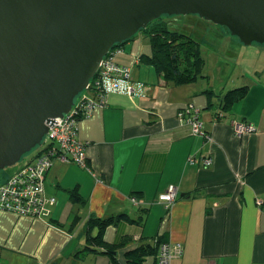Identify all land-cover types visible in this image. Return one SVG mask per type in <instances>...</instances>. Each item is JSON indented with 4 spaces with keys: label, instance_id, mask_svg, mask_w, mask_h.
I'll list each match as a JSON object with an SVG mask.
<instances>
[{
    "label": "crops",
    "instance_id": "1",
    "mask_svg": "<svg viewBox=\"0 0 264 264\" xmlns=\"http://www.w3.org/2000/svg\"><path fill=\"white\" fill-rule=\"evenodd\" d=\"M145 38L136 36L115 58L132 70L133 82L143 85L138 94H113L106 108L79 123L88 169L54 161L45 190L57 203L44 218L0 211V259L6 256L9 264H115L106 253L80 255L88 244L90 218L115 217L118 224L105 231L104 240L131 242L118 252L119 264H129L126 254L144 239L157 237L182 244L183 254L172 264H264V82L232 81L236 70L231 73L232 64L222 59L215 64H222L217 72L210 66L206 70V63L207 78L168 84L141 61L153 53ZM245 84L253 93L221 111L222 117L216 115L223 96ZM188 105L200 110L207 136H194L178 120ZM237 123L252 125L255 132L239 136ZM204 159H212V165L204 166ZM171 186L178 198L166 213L158 198ZM76 188L83 204L70 198ZM132 198L143 203L141 209ZM144 264H157V259L148 257Z\"/></svg>",
    "mask_w": 264,
    "mask_h": 264
},
{
    "label": "water",
    "instance_id": "2",
    "mask_svg": "<svg viewBox=\"0 0 264 264\" xmlns=\"http://www.w3.org/2000/svg\"><path fill=\"white\" fill-rule=\"evenodd\" d=\"M192 15L264 45V0H0V172L41 146L114 48Z\"/></svg>",
    "mask_w": 264,
    "mask_h": 264
},
{
    "label": "built area",
    "instance_id": "3",
    "mask_svg": "<svg viewBox=\"0 0 264 264\" xmlns=\"http://www.w3.org/2000/svg\"><path fill=\"white\" fill-rule=\"evenodd\" d=\"M122 52V49H115L103 59L97 76L76 98L70 113L56 119L57 124L53 128L48 126L49 132L37 152L0 184V211L18 217L44 218L57 203L56 198L47 196L45 190L46 176L54 161L73 163L88 169L87 146L79 140L80 121L90 118L96 110L106 108L111 95L133 97L143 86L133 82L129 67L116 62V56ZM200 113L193 105H188L178 112L177 118L191 129L194 136H207ZM234 129L239 136L255 132L254 126L244 123L235 124ZM203 163L206 167L210 166L212 159H204ZM195 164L196 160H191V165ZM177 198V189L171 186L166 194L158 198V202L170 209ZM132 202L136 206L143 205L136 198H132ZM182 254V244H162L157 264H172Z\"/></svg>",
    "mask_w": 264,
    "mask_h": 264
},
{
    "label": "trees",
    "instance_id": "4",
    "mask_svg": "<svg viewBox=\"0 0 264 264\" xmlns=\"http://www.w3.org/2000/svg\"><path fill=\"white\" fill-rule=\"evenodd\" d=\"M140 34L150 39L153 49L152 55H144L141 61L146 65L154 67L162 75L166 83L173 84L174 86H185L193 84L200 79L207 78L204 74L206 60L203 56L201 45L190 35L184 32L170 30L163 18L151 23ZM122 47L117 46L113 50L122 49ZM249 89L250 86L247 85L226 93L222 98L221 110L216 115L219 114L218 116L222 117L221 111H229L236 103L247 96ZM207 93L211 94L212 91H207ZM69 193L73 202L83 204V198L77 188ZM138 207L140 208L141 206ZM170 209L165 207L166 213H169ZM118 220L119 218L115 217L107 219L90 218L87 229L88 244L84 251H81L80 255L88 253L89 251L95 254L106 253L112 257L115 264H119L117 262L118 252L129 246L131 242L127 243V239H124L119 245H112L106 243L103 237L108 228L118 224ZM78 221L77 218L75 225ZM96 227L98 228V233L93 235L91 231ZM145 240H143L144 242L138 248L126 254L129 264H144L146 259L152 256L158 259L162 245L161 239L157 237L150 242Z\"/></svg>",
    "mask_w": 264,
    "mask_h": 264
},
{
    "label": "rangeland",
    "instance_id": "5",
    "mask_svg": "<svg viewBox=\"0 0 264 264\" xmlns=\"http://www.w3.org/2000/svg\"><path fill=\"white\" fill-rule=\"evenodd\" d=\"M163 20L168 24L170 30L184 32L200 43L203 56L207 63L206 70L210 66L213 72H217L222 64L220 67L215 64L218 61L222 62L223 59L225 63L232 64L231 73H233V69L236 70V76L233 77L232 81L242 82L241 80L244 78L249 81L264 82V76L260 79V73L264 70V45L260 46L255 43L252 46H244L226 28L207 22L199 16H164ZM137 36L143 37L141 34ZM145 40L150 42V39L147 37ZM221 52L226 53L220 56ZM222 56L227 58H223ZM217 78L219 77L217 76ZM248 84H252L251 81ZM244 86H247V84L240 87L242 88ZM251 93L253 91L249 89L247 95ZM36 152L37 149L33 150L31 153L25 155L22 161L15 167L1 171L0 183L13 175L19 167L27 163ZM152 229H155V227ZM89 263L90 261H86V264ZM0 264H9V258L7 259L6 256L5 258H1Z\"/></svg>",
    "mask_w": 264,
    "mask_h": 264
},
{
    "label": "bare ground",
    "instance_id": "6",
    "mask_svg": "<svg viewBox=\"0 0 264 264\" xmlns=\"http://www.w3.org/2000/svg\"><path fill=\"white\" fill-rule=\"evenodd\" d=\"M162 244H170V243H162Z\"/></svg>",
    "mask_w": 264,
    "mask_h": 264
}]
</instances>
